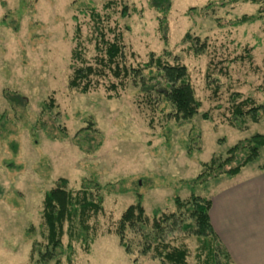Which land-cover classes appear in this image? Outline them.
<instances>
[{"label": "rangeland", "instance_id": "1", "mask_svg": "<svg viewBox=\"0 0 264 264\" xmlns=\"http://www.w3.org/2000/svg\"><path fill=\"white\" fill-rule=\"evenodd\" d=\"M208 1L212 7L201 10ZM228 1L171 0L162 14L148 0H0V264H38L37 248L46 241L42 198L59 178L73 191L84 179L95 180L100 186L91 191L102 199L101 210L88 220L86 241H71L70 262L68 234L63 235L61 264H120L122 254L131 264L133 258L142 264L159 263L152 250L140 254L145 240L141 233L156 241L150 227L154 209L158 215L169 214L176 211L175 196L208 198L215 186L236 177L215 175L192 189L185 184L203 171V162L213 156L224 159L238 140L264 134L263 118L232 125L229 100L237 92L264 104V15L236 23L244 14L259 13L264 0ZM124 6L127 14L122 16ZM98 22L104 39L120 34L126 65H142L149 52L170 64H183L201 104L198 113L176 121L170 104L154 94L143 95L129 80L114 95L106 90L116 81L110 75L86 93L70 88L72 68L94 63ZM186 34L205 47L194 51ZM76 44L81 63L71 58ZM208 72L210 80H218L217 95L208 85ZM14 93L18 102L8 99ZM256 165L264 166V147L240 173ZM137 193L143 196L149 224L127 230L131 255L114 231ZM184 215L176 230L165 224L161 239L170 247L185 248L188 264H206L204 239L185 232L182 226L191 219ZM90 239L87 251L83 243ZM217 253L225 264L220 248Z\"/></svg>", "mask_w": 264, "mask_h": 264}, {"label": "trees", "instance_id": "2", "mask_svg": "<svg viewBox=\"0 0 264 264\" xmlns=\"http://www.w3.org/2000/svg\"><path fill=\"white\" fill-rule=\"evenodd\" d=\"M238 0H229L228 2H237ZM257 3L259 0H241ZM150 7L156 11L166 14L170 8L171 0H148ZM212 2L208 1L201 10H207L212 7ZM196 7H191L195 10ZM264 11V7H260L259 13ZM121 15L127 14L126 7L121 8ZM242 15L236 23L253 22L261 18L264 14ZM261 16V17H259ZM92 17L99 21L98 13L92 11ZM95 38H99L95 42V50L98 52L95 55L94 63H83L80 66L73 67L68 86L78 89L81 93L88 92L92 87L96 86L100 79L110 75L115 82H109L106 85V90L117 94L118 88H123L127 80L139 91L151 97L152 94L162 98L172 107L170 113L176 121L190 120L198 113L200 102L194 94V89L188 78L187 68L178 62L170 64L162 59V56L155 55L154 52L148 53L147 60L136 67L126 65L120 43V34H113L112 40L104 39L105 35L99 22L96 23ZM78 32V28L76 29ZM186 37L191 42V48L196 51L203 49L205 43L200 42L199 38L191 37L186 34ZM71 58L76 61L83 62L79 52L78 44L71 51ZM212 75L208 72V85L211 87L213 95H217L219 84L217 79L210 80ZM111 96L108 95V98ZM9 101L18 102L20 96L17 93L12 94ZM230 110L231 124L236 126L251 120L257 122L260 118L264 119V104H256L250 97H242L239 93H230ZM52 104V103H51ZM50 106V105H49ZM202 117L207 119V114L203 113ZM230 119V120H231ZM43 128V125H41ZM61 137H65V131L62 130ZM55 137L52 138H61ZM264 147V134L254 133L243 139L238 140L235 144L226 150V157L221 159L218 156H213L208 162H203V171L198 173L191 180L185 181L190 189L197 184H202L210 177L224 174L228 178L236 176L248 164L255 162L260 155V148ZM226 166V167H225ZM260 168H264L261 166ZM203 176V177H202ZM85 180V179H84ZM82 181L79 189L76 191L68 188V182L65 178H59L55 184L44 192L42 198L41 209V224L46 230L45 244L43 248H37V263L46 264L54 260L53 264H61L59 256L64 251L62 237L68 234V250L67 260L70 262L71 253L74 248L72 240H85L89 230L88 220L92 215L97 214L102 208V199L97 192L93 193L91 188L98 189L99 184L93 181ZM142 194H136V201L125 208L117 220L114 234L118 237L119 245L124 248L127 254H133L131 249V241L127 238V230L132 229L135 232L138 228L148 225V215L145 213L142 205ZM176 211L178 214L171 212L169 214L158 215L159 209L152 211L153 218L150 223L151 233H153V244L148 239L150 235L143 234L145 240L140 249L141 255H146L150 250L153 251V258L158 259L160 264H188L186 261L187 251L183 247H170L167 243H163L161 234H163L165 224L169 230H176L188 216L191 221L183 224L186 227V233H191L197 237L204 239L205 247L207 248L208 260L206 264H222L218 259L217 248H220L222 255L225 257V264H234L230 259L229 254L224 246L218 240L209 220V208L211 201L209 198L191 193L184 200L178 196L173 198ZM64 224L66 228L64 229ZM80 239V240H78ZM89 244L84 242V249L89 251L92 240H88ZM134 264H139L140 259L133 258Z\"/></svg>", "mask_w": 264, "mask_h": 264}, {"label": "crops", "instance_id": "3", "mask_svg": "<svg viewBox=\"0 0 264 264\" xmlns=\"http://www.w3.org/2000/svg\"><path fill=\"white\" fill-rule=\"evenodd\" d=\"M260 167L246 169L209 193L211 226L234 264H264V168ZM120 264L131 263L122 254Z\"/></svg>", "mask_w": 264, "mask_h": 264}]
</instances>
